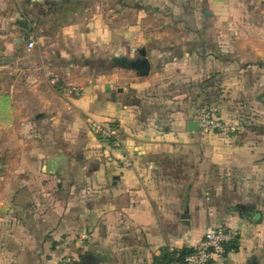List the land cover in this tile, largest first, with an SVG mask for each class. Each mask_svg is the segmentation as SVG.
<instances>
[{"label": "crops", "instance_id": "crops-1", "mask_svg": "<svg viewBox=\"0 0 264 264\" xmlns=\"http://www.w3.org/2000/svg\"><path fill=\"white\" fill-rule=\"evenodd\" d=\"M48 1L0 0V264H155L209 225L237 232L211 264H264V0H98L24 64ZM207 96L233 129H189Z\"/></svg>", "mask_w": 264, "mask_h": 264}, {"label": "rangeland", "instance_id": "rangeland-1", "mask_svg": "<svg viewBox=\"0 0 264 264\" xmlns=\"http://www.w3.org/2000/svg\"><path fill=\"white\" fill-rule=\"evenodd\" d=\"M97 1L98 0H88L86 10H84L82 4L77 0H59L57 5H54L51 9H46L44 14L22 16L21 19L17 18L16 22L21 30V43L23 44V50L21 49L20 53H23L24 56H29L24 57V60L27 61L21 62L33 65L31 60L37 57L35 54L42 51V49L52 41L53 37L63 25L69 22H79L94 18ZM103 2L104 7H111L112 5L111 1L108 2L105 0ZM30 35H33L34 44L31 48H28L27 40ZM138 55L139 52L137 50L134 57ZM13 59L14 58L10 55L4 56V54L0 53V89L9 88L11 83L15 82V80L7 74L10 70H16L13 66L15 63ZM56 82L57 81H55V83ZM203 108H210V105L204 104ZM15 129L16 128L13 126L8 127V129L2 130L0 134L4 138L5 136L9 138L14 133Z\"/></svg>", "mask_w": 264, "mask_h": 264}, {"label": "built area", "instance_id": "built-area-1", "mask_svg": "<svg viewBox=\"0 0 264 264\" xmlns=\"http://www.w3.org/2000/svg\"><path fill=\"white\" fill-rule=\"evenodd\" d=\"M34 44L33 35L28 36L27 45L31 48ZM198 131L201 134L208 132H227L233 129L212 109H201L196 115ZM93 132L101 138L111 140L115 146L119 145V129L113 122H92ZM110 160V158H108ZM130 166V162L126 161ZM237 240V232L225 227L209 225L206 227L202 239L190 252L181 256L175 251L168 264H211L213 261L225 257L230 244ZM57 264H78L77 258L67 254L61 257Z\"/></svg>", "mask_w": 264, "mask_h": 264}, {"label": "water", "instance_id": "water-1", "mask_svg": "<svg viewBox=\"0 0 264 264\" xmlns=\"http://www.w3.org/2000/svg\"><path fill=\"white\" fill-rule=\"evenodd\" d=\"M140 57L135 58L131 63L130 66L137 70L139 76H146L151 68V64L149 60L145 57L143 51L140 52ZM188 127L192 131L198 130V122L197 120H190L188 122Z\"/></svg>", "mask_w": 264, "mask_h": 264}, {"label": "trees", "instance_id": "trees-1", "mask_svg": "<svg viewBox=\"0 0 264 264\" xmlns=\"http://www.w3.org/2000/svg\"><path fill=\"white\" fill-rule=\"evenodd\" d=\"M29 2V4H31V2L33 0H27ZM88 1V0H87ZM52 6L51 8L54 6V5H57L59 3V1H48ZM30 8V6H29ZM26 12L28 13V7L27 9H24V14H26ZM88 64H91V60L89 58L88 60ZM208 97H206V99L204 100V102L202 103V106L204 107V104L206 105H209V100H208ZM203 109H210V108H203ZM235 242V241H234ZM234 242L232 244H230L229 248L232 247V245L234 244ZM192 250V248H186V249H182V250H178V252H180L181 256L187 254L188 252H190ZM174 252L175 250L171 251V252H165L160 258H156L155 259V264H168L169 261L172 259L173 255H174Z\"/></svg>", "mask_w": 264, "mask_h": 264}]
</instances>
